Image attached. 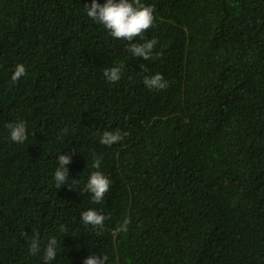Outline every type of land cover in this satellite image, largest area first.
<instances>
[{
  "label": "trees",
  "instance_id": "trees-1",
  "mask_svg": "<svg viewBox=\"0 0 264 264\" xmlns=\"http://www.w3.org/2000/svg\"><path fill=\"white\" fill-rule=\"evenodd\" d=\"M0 264H264V0H0Z\"/></svg>",
  "mask_w": 264,
  "mask_h": 264
}]
</instances>
